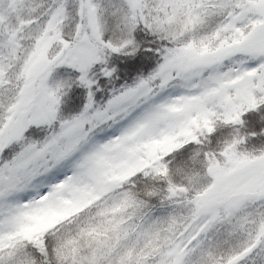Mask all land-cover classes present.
Masks as SVG:
<instances>
[{
    "label": "snow or ice",
    "instance_id": "snow-or-ice-1",
    "mask_svg": "<svg viewBox=\"0 0 264 264\" xmlns=\"http://www.w3.org/2000/svg\"><path fill=\"white\" fill-rule=\"evenodd\" d=\"M0 264H264V0H0Z\"/></svg>",
    "mask_w": 264,
    "mask_h": 264
}]
</instances>
